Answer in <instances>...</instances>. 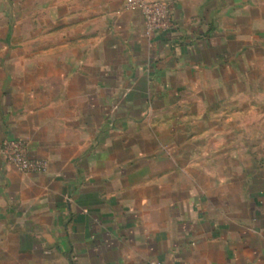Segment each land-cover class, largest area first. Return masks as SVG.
<instances>
[{
	"label": "crops",
	"instance_id": "1",
	"mask_svg": "<svg viewBox=\"0 0 264 264\" xmlns=\"http://www.w3.org/2000/svg\"><path fill=\"white\" fill-rule=\"evenodd\" d=\"M167 1L146 35L126 0H0V143L48 162L0 153V264H264L258 112L219 76L263 2Z\"/></svg>",
	"mask_w": 264,
	"mask_h": 264
},
{
	"label": "rangeland",
	"instance_id": "2",
	"mask_svg": "<svg viewBox=\"0 0 264 264\" xmlns=\"http://www.w3.org/2000/svg\"><path fill=\"white\" fill-rule=\"evenodd\" d=\"M262 2L264 5V0ZM230 59L225 70L221 71L219 76L229 82L226 94H235L241 99L236 104H227L228 108L233 109L234 106L236 109H240L243 126L249 124L250 111L257 110L258 143L259 146L262 143L264 145V36L249 41L248 46L243 49L240 55H235ZM247 137L243 136V142ZM263 150L259 153L264 154Z\"/></svg>",
	"mask_w": 264,
	"mask_h": 264
},
{
	"label": "built area",
	"instance_id": "3",
	"mask_svg": "<svg viewBox=\"0 0 264 264\" xmlns=\"http://www.w3.org/2000/svg\"><path fill=\"white\" fill-rule=\"evenodd\" d=\"M126 7L138 10L145 20L146 35L170 32L177 27L175 10L167 0H126ZM5 160L25 173L44 172L48 162L31 155L29 143L21 138H7L0 143Z\"/></svg>",
	"mask_w": 264,
	"mask_h": 264
}]
</instances>
